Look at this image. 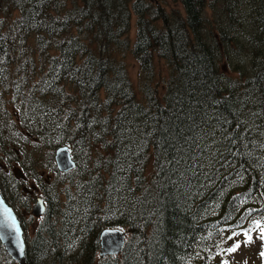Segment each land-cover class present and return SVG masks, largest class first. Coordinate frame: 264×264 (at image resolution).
<instances>
[{
    "label": "trees",
    "instance_id": "1",
    "mask_svg": "<svg viewBox=\"0 0 264 264\" xmlns=\"http://www.w3.org/2000/svg\"><path fill=\"white\" fill-rule=\"evenodd\" d=\"M176 2L183 14L150 0H0V158L41 181L46 204L24 232L26 264H223L246 230L260 237L264 0ZM105 230L125 234L121 255L99 258ZM0 264H14L1 245Z\"/></svg>",
    "mask_w": 264,
    "mask_h": 264
},
{
    "label": "rangeland",
    "instance_id": "2",
    "mask_svg": "<svg viewBox=\"0 0 264 264\" xmlns=\"http://www.w3.org/2000/svg\"><path fill=\"white\" fill-rule=\"evenodd\" d=\"M152 5L154 6H162L167 12L171 9H176L180 13L183 14V10L176 2V0H150ZM130 32L129 38L131 41V45L135 41L136 38V16L132 13L131 14V22H130ZM126 63L128 65V73L130 75V79L133 83L137 82V71H138V64L133 60L131 56L126 57ZM1 154V153H0ZM4 161L6 158H0V187L5 189L6 200L10 206L15 210L16 214L18 215L23 228L24 232L31 238L34 235L35 230L37 229L38 225L41 224L43 219H34L31 216V209L35 206L36 200L41 198L44 199V191L43 186L38 179L35 177L26 178V181L23 184L9 182L5 179V166ZM44 181L51 180V172L49 169L41 170ZM4 172V173H3ZM37 174L40 175V172L36 171ZM24 176L26 175L25 172ZM18 189L20 192H24L22 195H26V200L21 197L19 194ZM34 195V198L33 196ZM25 200V201H24ZM45 200V199H44ZM46 205V204H45ZM252 241L251 243H244L245 240H242L240 243V247L235 252L233 256L225 260L227 264H264V256H261V252L264 251V242L258 237L257 235H251ZM224 264V263H223Z\"/></svg>",
    "mask_w": 264,
    "mask_h": 264
},
{
    "label": "water",
    "instance_id": "3",
    "mask_svg": "<svg viewBox=\"0 0 264 264\" xmlns=\"http://www.w3.org/2000/svg\"><path fill=\"white\" fill-rule=\"evenodd\" d=\"M54 160L58 171L67 173L75 167L69 148L60 147L55 151ZM45 208L41 200H37L31 215L35 219L44 216ZM13 218L15 220L13 221ZM18 230V231H17ZM100 259L117 257L123 253L126 237L121 230H105L100 237ZM0 245L14 264H26V241L23 230L14 211L6 204L0 194Z\"/></svg>",
    "mask_w": 264,
    "mask_h": 264
},
{
    "label": "flooded vegetation",
    "instance_id": "4",
    "mask_svg": "<svg viewBox=\"0 0 264 264\" xmlns=\"http://www.w3.org/2000/svg\"><path fill=\"white\" fill-rule=\"evenodd\" d=\"M6 164L9 165V168H7ZM4 166H5V172L8 173V175H10V174H15L16 175V177H15L16 180L15 181H17V183L23 184L26 181V177L24 176V173L22 171V167H20L21 166L20 162L17 163V162H12V161H10V162L9 161H6V162H4ZM19 171H22L21 172L22 175L20 174ZM33 208L34 207H32V209ZM32 209H31V212H32Z\"/></svg>",
    "mask_w": 264,
    "mask_h": 264
},
{
    "label": "snow or ice",
    "instance_id": "5",
    "mask_svg": "<svg viewBox=\"0 0 264 264\" xmlns=\"http://www.w3.org/2000/svg\"><path fill=\"white\" fill-rule=\"evenodd\" d=\"M14 220H15V218H13V221H14ZM255 227L260 228V224H259V222H256ZM17 231H18V230H17ZM249 231H250V230H246V231L244 232V236H245V241H244V243H251V241H252V237H251V235H249ZM237 235H238V233L233 232V233H232V237H229V239H232L233 237H235V236H237ZM260 239L264 240V228H261ZM239 247H240V242L237 241L236 243L233 244L232 247H229L226 251H227L228 253H232V252H235ZM261 256H264V251L261 252ZM224 264H227V262L225 261Z\"/></svg>",
    "mask_w": 264,
    "mask_h": 264
},
{
    "label": "bare ground",
    "instance_id": "6",
    "mask_svg": "<svg viewBox=\"0 0 264 264\" xmlns=\"http://www.w3.org/2000/svg\"><path fill=\"white\" fill-rule=\"evenodd\" d=\"M23 178V177H22Z\"/></svg>",
    "mask_w": 264,
    "mask_h": 264
}]
</instances>
